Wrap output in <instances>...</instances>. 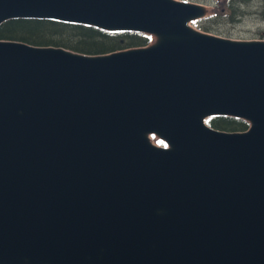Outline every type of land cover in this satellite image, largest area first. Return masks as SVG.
Here are the masks:
<instances>
[{
  "label": "water",
  "instance_id": "water-1",
  "mask_svg": "<svg viewBox=\"0 0 264 264\" xmlns=\"http://www.w3.org/2000/svg\"><path fill=\"white\" fill-rule=\"evenodd\" d=\"M209 15L181 0H0V27L154 39L99 55L0 40V264H264V40L191 25Z\"/></svg>",
  "mask_w": 264,
  "mask_h": 264
},
{
  "label": "trees",
  "instance_id": "trees-1",
  "mask_svg": "<svg viewBox=\"0 0 264 264\" xmlns=\"http://www.w3.org/2000/svg\"><path fill=\"white\" fill-rule=\"evenodd\" d=\"M0 40L63 47L84 54L99 55L146 46L151 37L140 33H110L95 27L49 20L18 19L0 27ZM207 123L223 131H245L249 127L247 122L229 117H214Z\"/></svg>",
  "mask_w": 264,
  "mask_h": 264
},
{
  "label": "rangeland",
  "instance_id": "rangeland-1",
  "mask_svg": "<svg viewBox=\"0 0 264 264\" xmlns=\"http://www.w3.org/2000/svg\"><path fill=\"white\" fill-rule=\"evenodd\" d=\"M186 2H194L206 5L210 9V15L206 20H201L192 23V26L200 31L232 39L239 38H251L257 36H264V33H250L248 30L253 29L254 31L257 27H264L262 21L256 20V18H245L236 23L232 22L230 18L223 16V3L217 4L216 2H209L208 0H181ZM262 0H255L254 4L259 6ZM259 4V5H258ZM256 31V30H255ZM154 39L151 38L150 43H153ZM153 142L158 145L165 147L166 145L153 138Z\"/></svg>",
  "mask_w": 264,
  "mask_h": 264
},
{
  "label": "flooded vegetation",
  "instance_id": "flooded-vegetation-1",
  "mask_svg": "<svg viewBox=\"0 0 264 264\" xmlns=\"http://www.w3.org/2000/svg\"><path fill=\"white\" fill-rule=\"evenodd\" d=\"M209 2H216L208 0ZM255 0H223V16L230 18L232 22L236 23L245 18H256V20L264 23V0L259 6L254 4ZM217 3V2H216ZM220 4V3H217ZM207 18L203 19L206 20ZM201 21V20H200ZM237 24V23H236ZM248 30L250 33H264V27L259 26L254 31ZM240 40H264V36H257L251 38H239Z\"/></svg>",
  "mask_w": 264,
  "mask_h": 264
}]
</instances>
